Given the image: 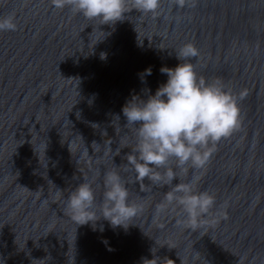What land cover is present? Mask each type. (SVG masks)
<instances>
[{"label": "water", "instance_id": "95a60500", "mask_svg": "<svg viewBox=\"0 0 264 264\" xmlns=\"http://www.w3.org/2000/svg\"><path fill=\"white\" fill-rule=\"evenodd\" d=\"M8 14L17 29L0 31V264H264V0H161L155 16L131 10L102 25L51 0H0ZM187 42L198 75L247 91L240 128L179 177L195 175L215 197V223L195 231L179 208L157 212L170 185L124 170L134 134L122 107L154 94ZM113 168L143 211L127 229L77 225L65 212L71 191L91 181L99 203Z\"/></svg>", "mask_w": 264, "mask_h": 264}, {"label": "clouds", "instance_id": "9594fccd", "mask_svg": "<svg viewBox=\"0 0 264 264\" xmlns=\"http://www.w3.org/2000/svg\"><path fill=\"white\" fill-rule=\"evenodd\" d=\"M51 3L58 9L68 7L87 19H98L101 25L123 20L124 14L131 10L155 16L161 9V0H51ZM171 3L178 9L196 6V0H171ZM16 29L13 14L0 16V31ZM176 56L180 62L175 67H161L167 81L154 94L150 90L146 98L133 94L122 107L125 126L134 134V143L124 145L130 148L124 170L134 171L137 182L147 179L153 185H170L157 212L179 208L182 219L178 223L195 231L215 223L209 219L215 197L197 190L199 178L195 175L188 181L179 177L187 175L190 168L204 169L215 146L240 128L238 100H243L247 91L235 94L221 80L208 81L198 75L191 59L199 56V50L192 42L181 46ZM148 75L150 67L144 70L142 79ZM174 180L178 182L173 183ZM127 183L116 168L107 170L103 198L98 203L92 182L84 180L71 191L65 212L77 225L91 222L95 228L102 218L113 228L127 229L143 211L141 204L129 200ZM147 261L152 260H145L144 264Z\"/></svg>", "mask_w": 264, "mask_h": 264}]
</instances>
